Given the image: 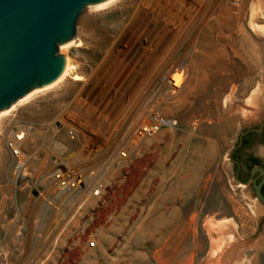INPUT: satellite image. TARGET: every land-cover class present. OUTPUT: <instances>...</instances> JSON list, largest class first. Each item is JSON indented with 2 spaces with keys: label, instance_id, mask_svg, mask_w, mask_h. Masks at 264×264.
<instances>
[{
  "label": "rangeland",
  "instance_id": "1",
  "mask_svg": "<svg viewBox=\"0 0 264 264\" xmlns=\"http://www.w3.org/2000/svg\"><path fill=\"white\" fill-rule=\"evenodd\" d=\"M109 1L83 11L81 45L63 44L59 53L81 77L97 69L115 86L138 79L143 67L147 86L162 84V114L177 126L147 140L109 181L101 214L114 220L98 223L99 248L61 247L40 264H224L232 247L241 252L228 264H264V208L252 184L237 180L231 158L243 135L264 134V0H201L184 23L162 3L138 23L140 0ZM177 69L186 84L167 100L166 78ZM73 77L16 103L0 121V264H30L12 222L23 202L4 136L16 120L52 118L80 89L84 79ZM250 153L264 160V143Z\"/></svg>",
  "mask_w": 264,
  "mask_h": 264
},
{
  "label": "built area",
  "instance_id": "2",
  "mask_svg": "<svg viewBox=\"0 0 264 264\" xmlns=\"http://www.w3.org/2000/svg\"><path fill=\"white\" fill-rule=\"evenodd\" d=\"M137 73L138 79L115 86L92 69L52 118L16 120L7 130L12 183L23 202L12 222L30 264L61 247L97 250L98 223L114 220L101 214L109 181L147 140L177 126L162 114V84L147 86L143 67ZM178 74L166 78L167 100L185 87L187 73Z\"/></svg>",
  "mask_w": 264,
  "mask_h": 264
},
{
  "label": "water",
  "instance_id": "3",
  "mask_svg": "<svg viewBox=\"0 0 264 264\" xmlns=\"http://www.w3.org/2000/svg\"><path fill=\"white\" fill-rule=\"evenodd\" d=\"M105 1L0 0V113L59 78L66 62L60 47L75 38L83 11ZM263 185L254 190L264 208Z\"/></svg>",
  "mask_w": 264,
  "mask_h": 264
},
{
  "label": "bare ground",
  "instance_id": "4",
  "mask_svg": "<svg viewBox=\"0 0 264 264\" xmlns=\"http://www.w3.org/2000/svg\"><path fill=\"white\" fill-rule=\"evenodd\" d=\"M109 1V0H107ZM105 1V2H107ZM201 0H140L139 4L136 6L135 8V12L133 14V21H137L138 23H140L139 21H142L143 19H145L146 15V11L147 9L151 6V5H160L161 3L164 4L163 6L161 7H166L168 8V10L170 11V13H174V17L176 20L180 19L181 21H183V23L185 22L186 19H191L192 17H194V15H196L198 12H199V9H200V3ZM103 2V3H105ZM110 2V1H109ZM102 4V3H101ZM99 5V4H98ZM152 8V7H151ZM167 11V10H166ZM172 15V14H170ZM172 15V16H173ZM167 16V15H166ZM173 17V18H174ZM172 18V19H173ZM171 19V20H172ZM179 21V20H178ZM195 21V20H194ZM177 22V21H176ZM189 22V21H188ZM133 23V22H132ZM182 23V22H180ZM187 23V22H186ZM147 24V23H146ZM170 25V24H169ZM143 26V25H142ZM185 26V25H184ZM186 27V26H185ZM188 27V26H187ZM184 28V27H183ZM179 35V34H178ZM76 39L74 38L73 40L69 41L68 43H65V47H68V46H71L73 44H78V46L81 45V42L78 40V41H75ZM64 47V48H65ZM66 58V62H65V66H64V69H63V72L61 73V75L59 76V78H57L54 82H52L51 84L47 85V86H44L40 89H38L37 91H34L30 94H28L27 96H25L23 99L24 100H20L17 102V105H20L21 103H23L24 101L28 100L29 98H31L33 95L37 94V93H40V92H43V91H46V90H50L58 85H60L61 83H63L68 77L74 75V79L75 80H81L83 77H81L79 74H76L75 73V70L77 69L76 66H73L71 64V59L68 58V57H65ZM179 73V70H175L173 74H175V77L176 78H179L180 75L178 74ZM84 79V78H83ZM262 103L261 100H257L255 101V105L258 107L260 106ZM15 104V106L13 107L12 106V109H7L3 112L0 113V121L2 120L3 117L7 116L8 114H10V112L12 110H14L17 106ZM262 106V105H261ZM218 244V243H217ZM237 244V243H236ZM223 245V244H222ZM229 245V244H228ZM225 248H226V245H225ZM221 249V248H220ZM216 251V250H215ZM219 251V250H218ZM217 251V252H218ZM226 251V250H225ZM230 251V252H229ZM236 251V248L235 247H232V249L228 250V252H226V254L223 255V258H224V264H228L229 260H235L238 255L240 254L241 251H236V253L232 256V257H229V253L231 252H235ZM213 256V255H212ZM221 258V257H220ZM230 258V259H229ZM222 262V261H221ZM237 264V263H236Z\"/></svg>",
  "mask_w": 264,
  "mask_h": 264
},
{
  "label": "flooded vegetation",
  "instance_id": "5",
  "mask_svg": "<svg viewBox=\"0 0 264 264\" xmlns=\"http://www.w3.org/2000/svg\"><path fill=\"white\" fill-rule=\"evenodd\" d=\"M245 137L246 134L240 138L232 152L231 158L236 167L235 174L237 180L245 185L252 184L254 187L255 183L260 184L264 180V176L260 171L254 172L256 167L264 169V160L250 153L251 147H248V143L245 142ZM255 158L260 159L261 162L256 163ZM262 193L264 195V185L262 187Z\"/></svg>",
  "mask_w": 264,
  "mask_h": 264
},
{
  "label": "trees",
  "instance_id": "6",
  "mask_svg": "<svg viewBox=\"0 0 264 264\" xmlns=\"http://www.w3.org/2000/svg\"><path fill=\"white\" fill-rule=\"evenodd\" d=\"M245 142L248 143V147H251L256 142L264 143V134L258 133L257 131L249 132L245 137ZM256 163L261 162L260 159H254Z\"/></svg>",
  "mask_w": 264,
  "mask_h": 264
}]
</instances>
